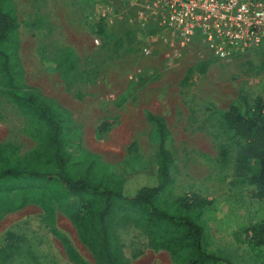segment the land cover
I'll return each instance as SVG.
<instances>
[{"label": "rangeland", "instance_id": "rangeland-1", "mask_svg": "<svg viewBox=\"0 0 264 264\" xmlns=\"http://www.w3.org/2000/svg\"><path fill=\"white\" fill-rule=\"evenodd\" d=\"M19 23V58L26 85L67 110L80 124L81 143L102 161L128 159L134 142L137 167L149 155L148 125L144 112L165 120L176 156L170 195L198 194L208 203L201 221L204 247L235 264H264V249L247 247L246 227L264 221V196L250 198L247 187L232 176L237 144L223 124L227 105L237 96L252 99L264 93V49L251 50L228 60L214 59L196 45L174 49L161 35H144L131 26L127 9L114 0H12ZM102 21L103 35L95 34ZM149 43L147 53L143 46ZM76 56L73 77L63 79L48 60L60 48ZM206 62L202 72L197 68ZM187 69L191 73L187 74ZM102 117L117 123L103 135L95 125ZM10 141L23 154L34 146L24 133V119L0 95V142ZM227 150L218 160L219 148ZM74 200L67 205L72 208ZM65 235L77 252L95 264L77 239L63 208H55L53 225L33 204L15 211L0 210V239L6 231L22 236L23 251L10 264H74L67 259L52 233ZM129 264H171L168 254L144 246L139 230H118Z\"/></svg>", "mask_w": 264, "mask_h": 264}, {"label": "trees", "instance_id": "trees-1", "mask_svg": "<svg viewBox=\"0 0 264 264\" xmlns=\"http://www.w3.org/2000/svg\"><path fill=\"white\" fill-rule=\"evenodd\" d=\"M18 28L13 1L0 0V95L23 117L24 133L35 143L19 154L16 144L0 142V210L33 204L53 225L55 208H63L95 264H129L118 236L124 226L139 230L145 247L165 251L171 264H235L204 247L201 216L207 199L196 193L170 195L176 156L164 118L144 112L149 128L144 165L133 164L139 157L134 142L126 148L128 159L102 161L82 145L80 124L68 111L26 85ZM95 28V34L102 36V21ZM48 63L69 79L76 56L64 46ZM205 66L203 62L197 71ZM222 120L237 144L233 182L238 178L250 198L260 199L264 196V93L252 99L237 96L227 105ZM116 123V117H102L95 132L103 135ZM226 154L220 147L218 160L224 161ZM70 200H74L72 208L67 205ZM51 231L69 261L89 264L65 235L54 228ZM242 241L249 248L264 249V221L249 224ZM22 245L21 235L6 231L0 239V264H10L18 255L28 256Z\"/></svg>", "mask_w": 264, "mask_h": 264}, {"label": "built area", "instance_id": "built-area-1", "mask_svg": "<svg viewBox=\"0 0 264 264\" xmlns=\"http://www.w3.org/2000/svg\"><path fill=\"white\" fill-rule=\"evenodd\" d=\"M131 26L176 49L200 46L217 60L264 49V0H114ZM151 45L146 43L147 53Z\"/></svg>", "mask_w": 264, "mask_h": 264}]
</instances>
